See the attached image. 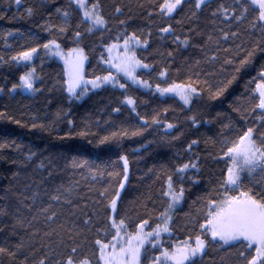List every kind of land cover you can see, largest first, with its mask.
<instances>
[{
  "label": "trees",
  "instance_id": "trees-1",
  "mask_svg": "<svg viewBox=\"0 0 264 264\" xmlns=\"http://www.w3.org/2000/svg\"><path fill=\"white\" fill-rule=\"evenodd\" d=\"M162 2L163 0H100L106 17L111 18L109 26L113 31H104L102 37L97 31L85 35L77 43L73 32L80 23V13L74 6L69 7V0H22L19 9L14 0H0V57H3L0 62V248L5 249L0 253V264H21L25 255L28 257L27 264H35L45 257L47 249L43 245L48 241L42 235L31 237L29 233L32 229H17L14 232L12 224L17 215L31 219L41 206H48L51 196L57 194V189L74 186V195L83 197L77 201L81 205L80 210L91 214L95 208L99 213L96 219H104L105 201H101L99 205H94L93 201L101 199L97 193L105 187L109 188L110 194L112 187H118L117 177H109L107 172L121 171L123 162L119 160L120 155H126L129 160V177L125 188L121 190L122 198L118 205L120 215L136 223L140 219H148L150 224H154L156 216L167 208V198L161 194L166 187L167 175L172 174L175 181L174 168L195 153L199 157L198 168L188 171L184 179V198L169 210L173 230L171 234H162L164 244L168 246L181 243L190 232L198 230V225L194 223L198 206L193 202L215 187L213 181L225 167L224 159L219 158L218 141L222 139L221 133L224 131L222 124H230L237 129L246 128L252 126L261 114L259 109L252 112L253 98L258 96L253 91L256 87L254 80L264 66V51L251 46L264 40L259 30L253 31L249 23L255 14L252 11L255 6H250V11L246 14L248 18L242 23L233 21V30L241 33V39L248 46L247 50L253 51V56L247 65L241 66L239 60L245 55L241 52L231 66L222 70V75L217 74V80H232L221 96L212 98L210 93L215 91L211 88L212 81L209 80L206 84L203 76L198 85L203 91L195 97L191 110L173 95L161 97L154 91L129 87L126 94L136 100L137 111L146 117L149 126L141 136L117 138L106 145L99 143L100 137L120 127L131 132L142 124L123 106L120 90H94L86 97L76 100L63 90V81L66 79L64 64L58 59L42 52L28 66L9 59L28 47L39 45L38 50H41L44 43L55 39L66 51L68 48H84L88 57L85 77L91 79L93 75L101 74L102 66L98 58L103 49L99 45L112 43L122 31L117 27V20L131 15L133 19L129 31L137 27L145 33L151 31L150 47L138 55L146 58L154 71L150 76L143 72L141 75L155 84L163 79L158 77V72L167 68L166 79L187 82L190 72L184 65L201 58L199 48L177 47L173 43L175 37L160 33L159 28L171 24L175 34L183 40L184 35L189 34V27L207 33L212 26L207 13L201 15L198 22L194 20L190 23L183 20L187 9L174 13L171 18L160 15L157 10L149 18L144 9L138 7L143 3L145 8L153 4L158 9ZM117 5L123 8V16L116 15L114 8ZM29 6L35 10L30 18L25 14V8ZM57 8H67L71 12L68 25L64 24L62 17L56 12ZM177 21L183 23L178 24ZM45 24L66 26L69 31L66 35L55 30L44 31ZM86 27L87 25L82 24L80 30L83 32ZM191 43L201 44L203 40L200 36L193 35ZM170 51L173 52L171 60L167 56ZM104 54L107 55L106 52ZM201 67L204 68L203 61ZM29 68H35L37 79L34 86L37 91L26 92L19 87L11 90L13 84L20 83L19 76ZM236 68L240 70L237 72ZM205 70L212 71L210 68ZM115 107H120L121 111L112 113L111 109ZM156 113L159 114L158 125L152 123V116ZM191 116L197 118V124L193 125L189 121ZM69 119L73 121L71 126L68 125ZM97 119L100 120L99 127L96 126ZM105 121H110L114 127H106ZM166 123H172L174 127L167 129ZM33 124L36 127H32ZM85 124L90 128L91 134L80 136L79 132L84 129ZM194 139L199 142L198 145L193 147L192 152L186 151V146ZM84 160L92 166V175L89 174V168H80L75 163ZM85 203L88 204L87 208L83 207ZM42 222L43 217H40L37 227L41 232ZM109 225L110 222L104 219L102 228ZM128 230L131 231L132 228L129 227ZM84 235L87 240L78 238L77 243L81 253L92 257L94 252H98L94 240H105L106 233L97 236V230L93 228L85 231ZM21 238L25 242L23 255H10L9 253L16 252V245ZM66 246L67 242L65 246L54 250L56 258H59V253L66 251ZM239 247V244H234L231 248L209 247L203 258L197 257V264H221V260L224 264H239L234 255ZM151 254L149 248L148 255ZM49 264H54V260H50Z\"/></svg>",
  "mask_w": 264,
  "mask_h": 264
},
{
  "label": "snow or ice",
  "instance_id": "snow-or-ice-1",
  "mask_svg": "<svg viewBox=\"0 0 264 264\" xmlns=\"http://www.w3.org/2000/svg\"><path fill=\"white\" fill-rule=\"evenodd\" d=\"M22 0H14L19 9ZM80 13V23L76 25L73 32L75 42H79L85 35L100 32L101 37L104 31H113L109 26L110 17H106L100 0H69V7H73ZM250 6H255L252 11L255 13L249 21L253 31L259 30L264 36V0H163L159 3L158 9L155 5L149 4L147 8L143 3L138 7L144 9V13L151 18L154 11L166 17H173L174 13L184 12L187 9L183 20H199L204 13L208 14L211 24V31L205 33L197 28L189 27L188 35H184L183 40L176 35L173 26L167 24L159 28L160 33L174 36L173 43L177 47H197L201 52V58L185 63V68L190 72L187 82L169 81L166 79L168 69L164 68L158 72V77L163 78L162 82L153 84L150 79L141 75H151L154 68L146 58L138 55L141 51H147L150 47L151 31L145 33L141 28L129 31V26L133 17L129 15L126 19L117 20V27L122 31L114 38L112 43H101L103 49L98 62L102 66L101 74L93 75L91 79L85 78V61L88 60L84 48H68L64 52L60 44L55 39H50L42 45L46 54L59 57L64 62L63 90L70 98L80 100L90 92L99 89L111 88L120 90L123 95V106L127 107L135 117L142 122L139 128H134L131 132L125 127L117 128L114 131L99 138L101 145L110 144L117 138H127L129 135L141 136L144 134L149 122L145 116L137 111L136 100L127 95L129 87L146 89L149 92L158 94L161 97L173 95L182 101L183 105L190 106L195 102V97L199 96L203 89L199 88L200 78L205 77V83L212 81L211 92L213 99L221 96L227 87L232 83L231 79H216L217 74L222 75V70L226 66H231L238 59V54L244 52V58L239 60L241 66L250 62L253 51L247 50L248 46L241 39V33L233 30V21L242 23L247 19ZM258 9V12L256 11ZM32 7L25 8V14L30 18L34 15ZM114 11L117 16H123L124 10L120 6H115ZM62 17L64 24L68 25L71 12L65 8L56 9ZM178 24L183 21H177ZM87 25L83 32L81 25ZM55 30L61 35H66L69 28L66 26H51L45 24L44 31ZM198 35L203 43L192 44L191 36ZM237 41H240L237 43ZM231 42V43H230ZM225 45H229L225 47ZM253 48L259 47L264 51V40L251 45ZM40 47H28L26 50L16 52L9 59L14 63L23 62L28 66L34 60V54ZM107 53L105 55L104 53ZM115 53V54H114ZM169 60L173 59V52L167 53ZM3 57H0V62ZM203 61L204 68L201 67ZM219 65V69H217ZM212 69L206 71L205 69ZM240 69L236 68L238 72ZM179 71V69H178ZM37 77L35 68H29L19 76V84H13L11 90L18 87L29 92H36L35 81ZM257 97L253 98L254 107L252 112L260 110V116L252 126L237 129L230 124H222L224 131L221 133L219 158L224 159L225 167L221 169L219 176L213 181L215 187L209 189L205 196L194 201L196 208L195 225L198 230L190 232L182 243H173L165 246L162 234H171L172 216L169 210L179 204L185 195L184 179L191 169H197L199 157L192 153V157L174 168V175L169 174L165 180V189L162 196L167 198V208L159 213L154 224H150L148 219H140L139 223L129 221L126 216L120 215L119 201L121 200V190L125 188V182L129 177V160L126 155H120L122 169L120 172H107L109 177H117L118 187H112L111 194L109 188L99 191L97 195L100 200L93 201L94 205H99L105 201V218L110 222L109 227L102 228L104 219L97 220L99 213L92 210L91 214L84 212L81 205L77 203L83 197L75 196L74 186L57 189V194L51 196L48 206H41L31 219L16 216L12 224V230L17 229L27 231L32 229L31 237L43 236L48 241L43 245L47 249L44 258L36 261L35 264H49L54 260V264H197V257L203 258L209 247L227 246L233 247L239 244L240 247L234 254L239 264H264V66H262L254 80ZM2 91V89H0ZM236 110V109H234ZM120 107L111 109L112 113H119ZM167 111V109H165ZM158 113L152 116V123L159 124ZM195 125L198 123L195 116L188 118ZM19 123V121H17ZM73 121L68 120V125ZM100 120L97 119L96 126L99 127ZM105 126H112L110 121H105ZM32 127H36L33 124ZM172 123H166L167 129H172ZM232 133H235L232 135ZM91 134L87 124L79 132L80 136ZM197 140H192L186 151L192 152L193 147L198 145ZM33 155V154H30ZM80 168H89L92 175V166L87 160L76 161ZM93 178L95 176L93 175ZM188 179H191L188 177ZM149 199H151L149 197ZM55 206V207H54ZM147 206L146 204L144 205ZM84 208L88 204L83 205ZM43 217V232L37 227ZM129 227L132 228L129 231ZM97 230V236L105 234V240L99 238L94 240V245L98 252H94L92 257L84 255L80 251L77 243L78 238L87 240L85 231ZM147 229V230H146ZM114 230V232H113ZM56 237L57 239H53ZM110 237V239L108 238ZM66 246L64 253H59L56 258L55 249ZM25 247L23 238L16 245V252L10 255L21 254ZM34 247V246H33ZM149 248L152 254L148 255ZM5 249L0 248V253ZM28 257L25 255L21 264H27ZM221 264H224L221 260Z\"/></svg>",
  "mask_w": 264,
  "mask_h": 264
},
{
  "label": "rangeland",
  "instance_id": "rangeland-1",
  "mask_svg": "<svg viewBox=\"0 0 264 264\" xmlns=\"http://www.w3.org/2000/svg\"><path fill=\"white\" fill-rule=\"evenodd\" d=\"M62 49V48H61ZM64 52H67L66 50H64V49H62ZM39 52H42L43 54H45V55H49V56H51V57H53V58H56V59H58L59 61H61L63 64H64V62H63V60L62 59H60L59 57H57V56H54V55H52V54H46L45 52H44V50H43V48L41 49V50H38L37 49V53H35L34 54V59L39 55ZM115 54V53H114ZM34 61V60H33ZM32 61V62H33ZM20 63H23V62H20ZM85 63H86V61H85ZM85 67V66H84ZM86 78V77H85ZM86 79H88V78H86ZM171 95V94H170ZM182 243V242H181Z\"/></svg>",
  "mask_w": 264,
  "mask_h": 264
},
{
  "label": "water",
  "instance_id": "water-1",
  "mask_svg": "<svg viewBox=\"0 0 264 264\" xmlns=\"http://www.w3.org/2000/svg\"><path fill=\"white\" fill-rule=\"evenodd\" d=\"M26 92H28L27 90H25Z\"/></svg>",
  "mask_w": 264,
  "mask_h": 264
}]
</instances>
